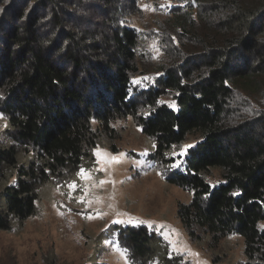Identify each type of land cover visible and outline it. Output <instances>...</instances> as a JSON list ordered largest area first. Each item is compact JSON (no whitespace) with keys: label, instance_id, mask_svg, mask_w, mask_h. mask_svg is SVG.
<instances>
[{"label":"trees","instance_id":"trees-1","mask_svg":"<svg viewBox=\"0 0 264 264\" xmlns=\"http://www.w3.org/2000/svg\"><path fill=\"white\" fill-rule=\"evenodd\" d=\"M173 1L147 37L132 27L139 0H0V112L35 159L0 192V230L11 217L33 216L37 185L77 169L100 131L125 115L156 142V156L199 132L187 158L194 173L168 179L193 192L180 218L214 242L241 236L247 264H264V0ZM149 42L162 61L153 68L156 87L132 97L140 62L155 54ZM172 92L176 110L155 105ZM15 154L0 146V167H16ZM213 167L225 184L204 199L210 186L201 173ZM122 234L132 261L147 264L155 235Z\"/></svg>","mask_w":264,"mask_h":264},{"label":"rangeland","instance_id":"rangeland-1","mask_svg":"<svg viewBox=\"0 0 264 264\" xmlns=\"http://www.w3.org/2000/svg\"><path fill=\"white\" fill-rule=\"evenodd\" d=\"M139 6L142 12L132 17V27L148 37L146 30L165 21L175 3L139 0ZM148 44L155 54L152 62H140L142 73L133 77L129 89L132 97L156 87L153 68L162 63L161 55L157 45ZM176 96L168 93L154 103L176 110ZM110 126L111 131H100L92 155L77 169L50 173L37 185L33 216L22 223L11 217L10 229L0 230V264H47L53 258L56 264H136L121 239L125 229L155 235L147 264H247L241 236L231 234L214 242L210 233L189 230L180 218L179 209L190 204L193 192L168 179L194 173L187 171V158L202 140L199 132L156 156V142L142 134L134 118L116 116ZM96 129L93 122L92 130ZM13 135L14 127L0 112V146L14 147L17 161L16 167H0V192L15 186L17 169H28L35 160L33 148L17 143ZM221 172L213 167L201 173L210 186L204 199L225 184ZM5 211L0 197V212ZM259 227L264 228V222Z\"/></svg>","mask_w":264,"mask_h":264},{"label":"snow or ice","instance_id":"snow-or-ice-1","mask_svg":"<svg viewBox=\"0 0 264 264\" xmlns=\"http://www.w3.org/2000/svg\"><path fill=\"white\" fill-rule=\"evenodd\" d=\"M70 187H73V186H70Z\"/></svg>","mask_w":264,"mask_h":264}]
</instances>
